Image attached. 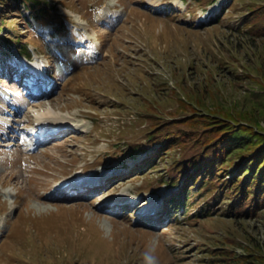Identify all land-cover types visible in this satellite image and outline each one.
I'll use <instances>...</instances> for the list:
<instances>
[{
	"label": "rangeland",
	"instance_id": "1",
	"mask_svg": "<svg viewBox=\"0 0 264 264\" xmlns=\"http://www.w3.org/2000/svg\"><path fill=\"white\" fill-rule=\"evenodd\" d=\"M39 2L38 17L0 2V33L21 42H0V264L264 256V206L234 215L221 190L171 185L209 142L205 116L264 132V34L249 20L264 0ZM41 77L49 91L33 96ZM157 126L175 140L155 141ZM239 153L219 180L244 172Z\"/></svg>",
	"mask_w": 264,
	"mask_h": 264
},
{
	"label": "trees",
	"instance_id": "2",
	"mask_svg": "<svg viewBox=\"0 0 264 264\" xmlns=\"http://www.w3.org/2000/svg\"><path fill=\"white\" fill-rule=\"evenodd\" d=\"M16 1L20 3L24 2L23 5L29 8L31 15L38 17V15L42 14L43 8L41 6L38 7L39 0ZM0 2L8 5L9 0H0ZM251 19H255L254 26L264 34V4L258 10L254 11V14H252L249 20ZM7 24H11V21L8 20L7 14L4 13L0 15V32L7 29ZM12 24L15 23L12 22ZM7 33L12 35L11 32ZM11 38L8 35L0 33V42L2 44L8 43L5 46L11 50H16L21 45L20 37L13 36L15 38L13 44H10ZM25 51H27V48L21 50L23 53ZM27 53L29 54L30 52ZM228 119L233 122L227 121L225 118L220 120L211 119L206 116L202 119V123H205V131H207L206 133L209 136V142L206 143V146L202 147V153L199 156H193L188 160L175 162V165H178V167L176 173L171 176L173 179V182H171L173 184L171 185H174V183L178 185L180 183L178 179L185 176L188 181H193L191 185L202 184L200 188H197L198 193H201L205 186L207 189L211 187L216 190H221L220 194L229 202L228 206L232 208V214L246 216L250 211H255L259 207L264 206V132L262 133L255 131L253 128L243 126L246 124L242 123V119L239 120L235 117H229ZM156 128L159 129L156 132L154 131L152 135L154 134V137L162 136L164 140L156 138L154 139L155 141L159 140V143H172L175 140L176 136L174 133L168 134L161 126H157ZM215 140H218V142H212ZM137 149L138 147L133 149V152L137 153ZM233 149H237L240 152V159L236 165L239 168L242 167L244 172L237 176V178H224L219 180L221 171H227L224 168L225 166H223L224 161L229 158V154ZM135 153L132 155L134 156ZM224 156H226V159L223 161L222 158ZM230 164H235V162ZM191 169L195 173H198V178L194 177L193 172L189 174ZM183 189L185 190V187ZM241 258V263L243 264H264L263 255L245 254ZM229 259L232 260L233 258L229 256Z\"/></svg>",
	"mask_w": 264,
	"mask_h": 264
},
{
	"label": "clouds",
	"instance_id": "3",
	"mask_svg": "<svg viewBox=\"0 0 264 264\" xmlns=\"http://www.w3.org/2000/svg\"><path fill=\"white\" fill-rule=\"evenodd\" d=\"M154 248H149L144 253V264H158L157 257L154 255Z\"/></svg>",
	"mask_w": 264,
	"mask_h": 264
},
{
	"label": "bare ground",
	"instance_id": "4",
	"mask_svg": "<svg viewBox=\"0 0 264 264\" xmlns=\"http://www.w3.org/2000/svg\"><path fill=\"white\" fill-rule=\"evenodd\" d=\"M39 74H42L43 70H38ZM52 111V110H51ZM53 112V111H52ZM52 114V113H51ZM53 116V115H52ZM47 117V116H46ZM46 128V127H45Z\"/></svg>",
	"mask_w": 264,
	"mask_h": 264
}]
</instances>
